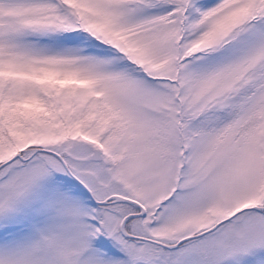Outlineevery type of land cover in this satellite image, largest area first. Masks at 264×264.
I'll use <instances>...</instances> for the list:
<instances>
[{
  "label": "snow or ice",
  "instance_id": "6c2138e0",
  "mask_svg": "<svg viewBox=\"0 0 264 264\" xmlns=\"http://www.w3.org/2000/svg\"><path fill=\"white\" fill-rule=\"evenodd\" d=\"M0 264H264V0H0Z\"/></svg>",
  "mask_w": 264,
  "mask_h": 264
}]
</instances>
